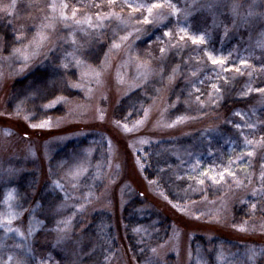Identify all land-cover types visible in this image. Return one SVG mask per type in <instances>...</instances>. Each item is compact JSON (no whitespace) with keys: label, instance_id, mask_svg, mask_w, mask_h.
Returning a JSON list of instances; mask_svg holds the SVG:
<instances>
[{"label":"rangeland","instance_id":"374dc122","mask_svg":"<svg viewBox=\"0 0 264 264\" xmlns=\"http://www.w3.org/2000/svg\"><path fill=\"white\" fill-rule=\"evenodd\" d=\"M13 2L15 7L9 15L3 9ZM52 2L0 0V22L12 27L16 40L20 37L6 55L0 39V218H6L10 210L4 200L12 192L11 210L21 215L11 226L24 233L23 238L14 233L16 238L9 241L11 233L0 230V264H82L98 248L97 242L83 232L99 214L108 217L106 229L112 230L117 246L100 264H134L124 242V211L134 214L138 221L150 218V222L133 228L135 242L141 246L139 253L143 254L140 264H206L211 255L215 256L214 264H264V207L251 209L246 220L235 219L232 212L234 206L256 196L264 186L260 179L264 147L248 157L244 137L236 127L222 141L216 135L222 123L220 115L201 114L214 102L209 103L208 96L197 101L193 94L201 81L216 77L214 69L228 80L244 76L245 92L264 88V47L260 46L264 42V0H216L210 10L205 6L209 0L195 4L193 0H171L180 9L179 15H169L164 9L166 18L147 25L134 18L146 13L129 16L130 9L123 7L125 0H117L115 5L109 0H55L57 5H68L69 16L76 8L77 19L91 17L94 28L59 20V9L53 13L49 7ZM97 13H115L124 22L112 18L104 21L103 28L96 27ZM183 25H188L191 33H205L207 43L181 41L177 47H170V38L163 32L171 31V43L177 44L175 37ZM128 33H132L129 39L111 50L113 40ZM39 34L47 38L37 47L33 41ZM98 46H104L103 54L91 64L85 54ZM18 48H27V61L14 55ZM205 51L224 58L231 70L222 71L213 65ZM170 55L178 59L171 65L166 64ZM76 59L87 67L75 66ZM241 60L247 63L242 65ZM138 65L151 71L144 73ZM156 79L163 81L156 96L150 98L141 116L127 125L132 128L137 121L143 123L131 132L124 131L113 118L116 105ZM179 79L190 87L181 103L185 114L170 115L179 103L169 104L168 96ZM58 81L78 97L57 96L43 102L45 92ZM257 93L258 104L241 112L244 119L236 115L235 120L236 125L255 124V132L242 129L255 140L264 136V93ZM54 109L58 113L43 116ZM178 118L183 119L177 122ZM41 124L44 127L38 126ZM196 132H207L205 153L187 146L173 150L178 178L195 180L192 195L196 199L170 204L153 182L143 178L137 155L148 145L180 140ZM203 158L208 165L201 169ZM230 163L234 177L225 173V179L216 184L208 178ZM54 182L63 187H55ZM44 197L48 200L41 205ZM66 218H71V238L58 244L57 222ZM30 221L33 235L28 236ZM154 233L162 240L165 237L164 242L143 247ZM194 237L202 238L203 248L199 243L193 252ZM215 241L220 244L214 248Z\"/></svg>","mask_w":264,"mask_h":264},{"label":"trees","instance_id":"16d2710c","mask_svg":"<svg viewBox=\"0 0 264 264\" xmlns=\"http://www.w3.org/2000/svg\"><path fill=\"white\" fill-rule=\"evenodd\" d=\"M0 39L2 43V53L4 55L9 54L10 51L15 48L17 40L12 27L4 22H0ZM103 51L104 46H98L95 50L93 49L88 51L84 58L91 64H96L101 58ZM175 59H177V57L170 55L166 59L167 62H165L166 64L171 65L176 61ZM25 80L26 79H24V81ZM244 81V76L231 80L225 79L223 76H220V78L216 76L208 82L196 85L193 91L195 99L197 96H200V101L204 100L208 96V93L212 92L218 97L212 106L213 108L211 107L210 109L203 111L201 114L216 113L220 115L222 118V123L221 126L216 129V135L224 142L228 139L229 135L233 133L235 128V113L246 111L256 106L259 102L260 95L257 93L259 91L255 90L245 92ZM211 83L217 84L221 88V91L216 93L211 88ZM162 84V80H153L148 82L142 89L132 91L121 98L113 112V118L115 122H119V124H128L138 119L145 107L149 104L150 98L156 96L157 90L162 86ZM189 88V85L183 79H179L175 83L169 93L168 103L174 104L175 102H178L179 104L170 110V115L185 114L184 106L181 103H183L184 99L187 97V94L190 90ZM197 89H199V91H197ZM245 93L247 94L245 95ZM57 96L77 98L78 94L66 87L61 81H58L53 84L52 87L47 90V92H45L42 101H50ZM56 113L58 112L54 109L43 113V116L54 115ZM206 135L207 132H196L192 135L183 137L180 140H174L171 142H156L145 147L137 155L143 178L146 181L153 182L156 189L170 204H182L186 200L196 199V196L192 195V191H194L195 180L192 181V183L178 178V161L177 157L173 153V150L175 148L187 146L188 148L190 147L200 153H205L204 148L206 143L204 137ZM200 162L202 164L201 169L208 165L204 158ZM260 188L262 190L258 191L256 196L247 197L242 203L233 207L232 212L235 219L246 220L250 218L252 204H256L259 209L264 207V186ZM45 200L48 199L44 197V199L41 200L42 203H39L43 205L46 202ZM123 214L125 247L129 251L130 256L133 258L134 264H140L143 254L139 253L141 246L137 245L135 242L136 239L133 233V228L138 224L150 222V218L145 217L138 221L136 216L129 211H124ZM108 221L109 219L106 217V215H95L91 219L88 226L84 229L83 233L88 234L92 239H94L98 244V248L88 260H83L82 264H100L104 257L108 256L110 252L116 249L117 246L111 234L112 230L110 227L109 229H106V224ZM20 223L22 224V222ZM11 236L12 238H10L9 241H12L16 238L14 233H11ZM163 240L160 238V236L154 233L151 237L146 239L145 243L142 245L143 247H147L153 246L157 243L162 244L164 242ZM0 243H3V241H0ZM21 243L25 246V241H22ZM199 243H202V238L194 237V240L191 241V250L193 252L196 249V245ZM212 243L214 248L217 247V244H220L218 241ZM10 244L11 243H8V245ZM200 246V249H202L203 244ZM214 263V255H211L206 259V264Z\"/></svg>","mask_w":264,"mask_h":264},{"label":"snow or ice","instance_id":"6c2138e0","mask_svg":"<svg viewBox=\"0 0 264 264\" xmlns=\"http://www.w3.org/2000/svg\"><path fill=\"white\" fill-rule=\"evenodd\" d=\"M109 3L111 5H115L117 3V0H109ZM193 3L194 4L197 3V0H193ZM215 3H216V0H209V2L205 6L210 10L215 5ZM95 6L100 7V5H95ZM14 7H15V3L13 2V4L10 7L5 8L3 10L6 11L9 15H11L12 14L11 9ZM49 7L53 13H57V10L59 9L58 19L61 21L67 22L69 20H72L77 25L87 24L89 28H94L93 21H92L91 17H85L83 20L77 19L78 9H76V8H74L72 10L71 16H69L67 14V11H66L68 8V5L66 3H61V4L57 5V3H55V0H53V2L49 5ZM123 7L130 9V13H129L130 17H131L132 13H136V12L146 13V14L142 15V17H134L138 23H142V24H146V25L152 24L154 22H159L162 19L166 18L164 16L163 11H162L164 9H168L169 15H172V16H178L179 12H180V9H178L177 6L171 2V0H152V2H150V3H137L136 0H125ZM188 14H190V13H186V16ZM55 18H57V17L54 16L53 19H55ZM112 18L120 20L121 23L124 22L122 20V18L115 13H110L107 15H102L100 13H97L95 26L103 28L104 21L110 20ZM49 26H46V27H49ZM137 31H139V30H137ZM131 35H132V33H128L127 35L120 36L118 41L114 39L112 42V45H111V50H115V49L120 48L121 45L125 41H127ZM163 36L170 38L168 41L170 47H177L178 43L181 41H190L192 45H202V44L207 43V35L205 33H201V34L191 33L188 31V25H183V26L179 27L178 32H177L176 37H175L177 40V44L171 43V39L173 38V33L171 31H167V30L164 31ZM46 38L47 37L44 36L43 34H39V39L34 40L33 43H35L38 47L40 42H42ZM19 39H20V37H17V40H19ZM72 42H73V44H75V40H73ZM260 46L264 47V42H261ZM27 51H28L27 48H25L23 50L18 48V49L14 50V55H18V56L22 57L24 61H27L29 58ZM160 51H161V53H164L165 49L161 48ZM204 54L207 56L208 60H210L212 62L213 65H219L222 71H230L231 70V69L226 67V60L224 58H218L215 55H213L207 51H205ZM240 63L242 65H245L247 62L244 60H241ZM64 66L67 67V65H64ZM75 66L85 67V68L87 67V65H85L79 59L75 60ZM138 69H143L144 73H149L151 71V69H149L145 65H138ZM88 71L92 72L96 76L99 75V73L95 72L94 69H89ZM213 71H214L215 75L218 78H220V73L215 72V69ZM235 71L240 73L241 75H243V72L241 71L240 68H236ZM87 74L88 73L86 72L85 75H87ZM173 74H175V70H174ZM192 74L196 75L195 72H193ZM201 83H203V81H201ZM210 86L216 93H219L221 91V88L215 83H211ZM197 91H199V89H197ZM250 91H252L251 88H249V92ZM257 91L264 93V88H259V89H257ZM246 94L247 93H245V95ZM200 99H201L200 96L196 97L197 101H200ZM208 99H209V103H212V102H215L218 99V97L214 96L212 93H208ZM235 114L240 116L241 119H244V115L242 113L237 112ZM145 115H147V113H145ZM101 119H103L102 116H101ZM181 119H183V118H178L177 122H179ZM142 123H143V121H137V124L133 125L132 128H129L127 124L120 125L119 122H117V125L120 127H123L124 131L131 132L138 125H140ZM38 126L44 127V124H41ZM34 127H37V126L34 125ZM235 127L238 130H241V135L244 137L245 148L248 149L246 152V155L248 157H253L257 148L264 147V136H261L259 140L249 139L248 135H245V133L242 130L243 128H247V129H251L253 132H255V129H256L255 124L248 123V124H245L243 126L240 124H237V125H235ZM230 167H231V163L229 164L228 168H226L224 171L218 173L217 175H213V176H208V172H202L201 174L203 176H208V178L210 180H212V182L214 184H216V183H220L221 181H223L225 179V173H227V175H229V176H233V177L235 176V174L229 170ZM261 168L264 169V164L261 165ZM260 179L262 181H264V171H262ZM199 183L203 184L204 181L200 180ZM54 186L58 187V188L63 187L61 184H59V182H54ZM73 187H75V185H73ZM253 195H256V192H254ZM13 199H14V196H13L12 192H9L7 194V196L5 197L4 203L9 206L10 210L7 212L6 218H0V229H2L5 234L16 233L18 236L23 238L24 233L21 232L19 228H14L11 226L13 224V221L18 219L19 216L21 215L20 212H16V211L11 210L12 206H11V204H9V202L12 201ZM256 207H257L256 204H252L253 211L256 210ZM58 211H59V209H58ZM76 211L77 212L81 211V209H77ZM36 223H41V222L37 221ZM70 225H71V218H66L64 220H60L57 222V227H56L55 231H57V233H58V240H57L58 244L64 243L71 238L70 227H69ZM240 230L243 231L245 229L241 228ZM27 234H28V236L33 235V222L32 221L29 222V225L27 228ZM153 251H155V249H153ZM11 259L12 258L9 257V261Z\"/></svg>","mask_w":264,"mask_h":264}]
</instances>
